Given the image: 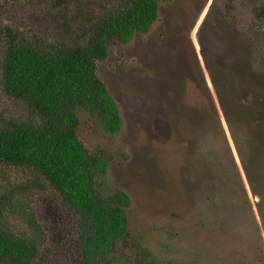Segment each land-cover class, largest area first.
Returning <instances> with one entry per match:
<instances>
[{"label":"rangeland","instance_id":"374dc122","mask_svg":"<svg viewBox=\"0 0 264 264\" xmlns=\"http://www.w3.org/2000/svg\"><path fill=\"white\" fill-rule=\"evenodd\" d=\"M123 2L0 0V124L30 113L1 89L7 31L77 45ZM98 76L123 129L112 136L87 114L78 135L109 160L108 183L130 196L131 229L156 262L264 264V0L163 3L147 34L110 42ZM34 206L45 264L76 263L69 207L52 188Z\"/></svg>","mask_w":264,"mask_h":264},{"label":"trees","instance_id":"16d2710c","mask_svg":"<svg viewBox=\"0 0 264 264\" xmlns=\"http://www.w3.org/2000/svg\"><path fill=\"white\" fill-rule=\"evenodd\" d=\"M171 1L124 0L77 45L69 42L72 34L56 42L7 31L1 89L30 113L0 124V264L46 263L48 235L34 202L50 188L76 217L79 259L72 264H158L133 234L130 196L108 183L109 160L89 152L78 128L89 114L112 136L122 131L98 64L111 41L128 44L147 34L161 4ZM256 15L263 16L261 9Z\"/></svg>","mask_w":264,"mask_h":264}]
</instances>
